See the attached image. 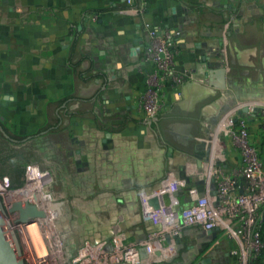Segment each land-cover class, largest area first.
<instances>
[{
	"label": "rangeland",
	"instance_id": "rangeland-1",
	"mask_svg": "<svg viewBox=\"0 0 264 264\" xmlns=\"http://www.w3.org/2000/svg\"><path fill=\"white\" fill-rule=\"evenodd\" d=\"M210 1L202 0V5L194 6L196 19L182 25L181 37L186 34L183 36L186 44L207 41L210 37L205 33L209 28L213 37L230 32L229 41L234 46L252 45L264 53V0H219L218 7L211 6ZM143 2L144 16L156 2L167 5L163 14L173 19L171 5L181 6L187 1ZM127 3V0L120 3V11L115 13L126 21L133 16ZM84 9L87 8L77 5L75 0H0V119L13 132L32 131L55 121L54 104L66 95L81 97L102 91L101 79L97 82L88 77V73L82 74L87 69L84 66L90 64L85 56L98 66L110 64L120 74L116 82L102 91L93 106L78 100L68 104L58 134L60 151L67 160L66 169L77 179L84 176L87 180H78L80 183L75 180L79 185L73 186L69 195L59 194L57 200L54 198V209L58 213L52 230L54 234L49 230L48 212L44 211L45 218L35 217L36 221L26 223L19 218V210L16 211L14 230L25 264H60L61 261L76 264L72 260L79 256L85 242L113 232L130 239L136 228H151L150 218L155 216L151 211L157 210L162 202L173 210L194 202L206 178V167L199 153L202 140L209 137L203 117L190 115L192 128L185 141L175 136L169 126L176 120L173 119L177 113L176 104H171L166 112L167 107L163 109L164 114L172 118L161 119L159 125L152 122L149 127L145 111L140 107V97L150 86L151 66L140 48V40L135 42L134 52L125 46L113 45L105 30L109 21L98 16L95 10L90 19L84 18ZM152 10V17L175 27L170 18L166 20L160 12ZM141 24L140 36H143L146 31L143 22ZM238 28L249 36L236 35L234 32ZM179 62L177 57L176 68ZM184 62V66H189L188 61ZM187 71L179 72L183 82ZM108 88L112 95L105 94ZM154 91L156 89L150 92L151 97ZM92 110L96 111V117ZM69 112L73 113L68 116ZM212 136L214 146L219 143L221 149H230L225 137ZM24 184L21 180L11 186L23 188ZM0 187L4 190V186ZM163 189L170 192L162 196ZM28 191L18 190L17 202H29L27 196L31 192ZM23 196L26 200H20ZM44 207L39 201L38 208L45 210ZM37 221L48 235L45 239L48 254L42 234L39 237L45 244L40 241L38 244L35 239L40 240L39 231L32 234L35 227H28ZM191 236L185 232L179 245L194 246L197 235ZM180 250L184 256L170 258L161 264H182L185 256L189 261L193 258L192 264L200 261L204 254L203 251L196 253V249L190 253L184 247ZM223 251L224 246L218 248L216 260H221ZM257 264H264V259Z\"/></svg>",
	"mask_w": 264,
	"mask_h": 264
},
{
	"label": "built area",
	"instance_id": "built-area-1",
	"mask_svg": "<svg viewBox=\"0 0 264 264\" xmlns=\"http://www.w3.org/2000/svg\"><path fill=\"white\" fill-rule=\"evenodd\" d=\"M127 1L131 7L130 13L142 20L146 31V37L141 38V47L151 66L150 86L140 97L139 104L146 117L151 119L167 107L165 86L173 84L179 87L183 83L175 66L179 54L178 31L161 29L145 20L143 0ZM152 89H156L153 97L150 95ZM253 124H257L256 130ZM206 131L209 137L202 140L199 153L201 160L207 163L211 161L210 170L194 202L179 210H173L162 202L157 210L151 211L155 215L150 218L153 223H149L151 228H136L130 239L113 232L105 238L85 242L79 256L72 262L161 264L176 255L177 246L186 230L195 227L204 238L200 251L204 254L200 261L195 260L192 264H217L216 253L221 246H224L223 261L219 264H250L252 258L264 248V102L240 103ZM216 134L228 140L229 150L235 152V157L229 155L228 149L215 151L212 135ZM53 181L49 170L35 164L27 166L23 188L12 187L7 178L0 180V186H4V190L0 189V216L6 231L12 230L15 234L14 226L17 224L14 221L18 213L13 210V200L19 198L18 190L28 191L30 186L32 189L27 196L30 197L27 204L38 208L40 201L46 207L42 211L48 212L49 230L55 233L52 230L58 213L54 209ZM169 192L164 190L161 195ZM45 216L44 213L43 218ZM145 219L148 221L147 217ZM223 237L226 239L221 240Z\"/></svg>",
	"mask_w": 264,
	"mask_h": 264
},
{
	"label": "crops",
	"instance_id": "crops-1",
	"mask_svg": "<svg viewBox=\"0 0 264 264\" xmlns=\"http://www.w3.org/2000/svg\"><path fill=\"white\" fill-rule=\"evenodd\" d=\"M75 1L77 5L87 8L84 9V18L90 19L94 12L93 10H95L98 16L109 21V24L105 26V30L113 45L125 46L129 50H132L135 42L140 40L139 45L141 48L143 36L146 37V34L140 36L142 35V20L139 17L131 16L126 21L115 16V13L120 11L119 4L126 0ZM186 1L181 6L171 5V12L174 15L173 19L168 17L169 14L167 16L163 14L165 13L164 11L167 5L163 3L157 5L155 4L156 2L151 5L150 12L144 16L145 20L155 26H159L161 29H171L180 32V37L178 36L176 38L177 46L182 50L178 54L180 62L178 63L177 70L178 72L188 71L185 73V81L179 87L170 84L165 86L168 102L165 112L170 109L169 106L171 104V106L176 104L177 107H174V109H177V113L173 116V119L176 120L169 126L172 128L171 132L183 141L189 136L192 128V124L189 121L191 116L193 117L198 114L200 117H203V125L207 130L208 127L214 125L215 121L220 120L240 103L250 101L264 102V53L262 54V50L252 45L245 47H241L240 45L234 46L229 41L228 35L230 32L227 34L223 32V34H217L213 37L211 36L209 28L205 33L210 37L207 41L203 43L201 41L197 42L195 43L196 45H193V43L186 44L183 38L186 34L184 33L181 37L182 25L186 23L190 24L196 19L197 12L194 8L197 7L196 5H202V0ZM218 2L219 0H211L210 4L213 7H218ZM125 5L129 6L128 3ZM152 8L160 12V15H163L166 20L170 18L175 27L167 25L169 22L163 24L161 18L152 17ZM136 19L138 20L137 22H135ZM234 33L238 36H249V33L239 28ZM184 61H188L189 66H184ZM166 117L172 118L171 115L168 117L167 113L164 114L163 110L156 117L151 119L147 118L145 121L148 126L152 122L155 125H159L161 119H165ZM257 127V124H253L255 130ZM214 149L215 151L222 150L219 144L218 147L214 146ZM228 153L230 156H236L235 152H231V150H228ZM202 164L206 167L204 169V175H206L210 164L208 165L206 161H203ZM186 232L192 235L191 237L197 235V242L195 241L194 246L189 244L187 246H181V244H178V248H187L188 253L196 249V253H199L204 242L201 232L195 227L189 228ZM177 256L179 254L176 253L174 257ZM220 261H222V258L221 260H216V263Z\"/></svg>",
	"mask_w": 264,
	"mask_h": 264
},
{
	"label": "flooded vegetation",
	"instance_id": "flooded-vegetation-1",
	"mask_svg": "<svg viewBox=\"0 0 264 264\" xmlns=\"http://www.w3.org/2000/svg\"><path fill=\"white\" fill-rule=\"evenodd\" d=\"M85 57H87L90 64L88 66L87 63V65L84 66V68L87 69L84 70L82 74L88 73V77H92L97 82L101 79L103 82L101 86L103 92L109 85L114 81L116 82L119 78L120 74H117L116 69L110 64L106 63L102 66H98L96 63L90 61L88 56ZM102 91L100 92L99 90L89 96L82 95L81 97H76L73 95H66L62 97L59 102L54 104L56 120L32 131H25L22 133L13 132L10 130L9 126L0 119V180L7 178L11 185H15L21 180L25 181L28 165H38L43 169L49 170L53 175L54 181L52 191L54 196H56L54 197L55 200H57L59 194H61L60 196L63 194L65 196L69 195L73 186L76 187L79 185L80 181L83 182L84 180H87L84 176L77 179L75 174L66 169L67 160L63 158L60 151V138L58 137V134L63 122V117H65L63 115H67L69 103L78 100L79 103L93 106ZM110 91H112L111 88H108V91L105 94L112 95ZM61 111L63 113L59 114ZM90 111L91 110H88L87 112ZM72 113L73 112H69L68 116ZM92 115L96 117V111L92 110ZM95 175L96 172H94V176ZM75 180L80 181H78V183ZM83 188H85V186H83ZM31 189L32 188L28 186L29 192H31ZM77 191L78 194H82L81 190ZM23 194L27 193L23 192ZM180 249L181 248H178L177 246L176 253L180 256H184ZM174 256L171 258H174ZM185 257L186 260L185 262H182V264H188L190 262L187 259L188 256Z\"/></svg>",
	"mask_w": 264,
	"mask_h": 264
},
{
	"label": "water",
	"instance_id": "water-1",
	"mask_svg": "<svg viewBox=\"0 0 264 264\" xmlns=\"http://www.w3.org/2000/svg\"><path fill=\"white\" fill-rule=\"evenodd\" d=\"M245 111V110H244ZM203 145V144H202ZM1 207V201H0ZM14 211L20 212V219L26 223L33 221L35 217L44 216V212L39 210L33 205L27 204L25 207L20 203H16L13 207ZM10 242L6 237V229L3 220L0 216V264H25L24 260L19 259L17 256L20 255V244L15 235L14 244ZM21 256V255H20Z\"/></svg>",
	"mask_w": 264,
	"mask_h": 264
},
{
	"label": "bare ground",
	"instance_id": "bare-ground-1",
	"mask_svg": "<svg viewBox=\"0 0 264 264\" xmlns=\"http://www.w3.org/2000/svg\"><path fill=\"white\" fill-rule=\"evenodd\" d=\"M210 170V169H209ZM209 174H210V172H209ZM0 189L1 190H3L2 189V187H0ZM16 198H14V200H13V205L15 204V203H20L21 205L22 204H27V202H17V200H15ZM20 200H26V196H23L22 197V199H20ZM29 203V202H28ZM17 217H18V215L16 216V218H15V222H16V219H17ZM34 221H36V220H34ZM26 224V223H25ZM23 227H24V225H22ZM26 226V225H25ZM31 226V228L32 227H35V229L34 228H32V229H34L35 231H33L32 229V231L30 230V228H27V229H29L31 232H32V234H33V232L35 233L37 230L39 231V233L37 234V233H35V235L37 234V237L40 239V237H39V234H42V237H43V239H44V241H45V243H46V236L48 237V235H45V234H47V233H45V232H43V229H42V224H41V222L40 221H37V222H35V223H33V224H31V225H29L28 227H30ZM47 226V225H46ZM13 231L11 230V231H6V237H7V239L10 241V242H13L12 244H14V247H16L15 246V243H14V238H15V234H14V232L12 233ZM12 233V234H11ZM11 235V236H10ZM36 237V236H35ZM32 240H33V238H31ZM43 239H40V240H38V239H35V242H39L40 241V243L42 242V243H44L42 240ZM36 240H38V241H36ZM37 243H35V245L37 244ZM44 243V244H45ZM39 244V243H38ZM34 248V247H33ZM37 249H38V246L36 247ZM42 248H44L45 249V246H43L42 245ZM41 248V249H42ZM35 249V248H34ZM46 249H47V254H48V247H47V243H46ZM45 249V250H46ZM40 251V250H39ZM38 251V252H39ZM34 252V251H33ZM38 252H37V254H38ZM40 252H42V253H44L43 252V250L42 251H40ZM42 253H40V254H42ZM47 254H45V255H43L42 257H44V256H46ZM39 255V254H38ZM19 259H21V256L20 255H18L17 256Z\"/></svg>",
	"mask_w": 264,
	"mask_h": 264
},
{
	"label": "trees",
	"instance_id": "trees-1",
	"mask_svg": "<svg viewBox=\"0 0 264 264\" xmlns=\"http://www.w3.org/2000/svg\"><path fill=\"white\" fill-rule=\"evenodd\" d=\"M13 185V184H12ZM13 187V186H12ZM263 240H264V235H263ZM262 259H264V248L261 250V252L256 255L255 257L252 258L250 264H257L259 263Z\"/></svg>",
	"mask_w": 264,
	"mask_h": 264
}]
</instances>
